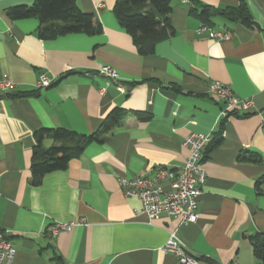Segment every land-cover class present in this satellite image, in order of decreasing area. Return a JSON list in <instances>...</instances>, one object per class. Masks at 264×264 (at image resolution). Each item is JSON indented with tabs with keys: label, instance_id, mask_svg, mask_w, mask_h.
<instances>
[{
	"label": "crops",
	"instance_id": "1",
	"mask_svg": "<svg viewBox=\"0 0 264 264\" xmlns=\"http://www.w3.org/2000/svg\"><path fill=\"white\" fill-rule=\"evenodd\" d=\"M114 2L76 0L101 24L100 33L41 39L37 18L6 15L31 0H0V79L14 82L0 92V231L16 250L11 264H179L162 249L173 230L202 264H264L249 240L264 234V0H172L173 33L146 55L118 23ZM240 3L252 27L215 16L213 27L232 31L229 40L197 32L202 21L191 9ZM102 66L117 78L100 75ZM39 74L52 78L51 85L37 89ZM211 81L251 106L221 115L224 103L207 92ZM112 111L119 126L86 144L65 169L32 183L36 130L88 135ZM190 133L210 134L196 220L162 213L149 222L135 215L139 201L124 195L117 178L177 170ZM56 143L44 138L41 144ZM79 219L82 225L54 237L47 232L53 222Z\"/></svg>",
	"mask_w": 264,
	"mask_h": 264
},
{
	"label": "trees",
	"instance_id": "2",
	"mask_svg": "<svg viewBox=\"0 0 264 264\" xmlns=\"http://www.w3.org/2000/svg\"><path fill=\"white\" fill-rule=\"evenodd\" d=\"M172 0H115L113 13L118 23L132 38V42L141 55L150 54L155 44L173 33L169 22ZM202 24L213 27V17L220 16L227 20L240 22L246 26L254 25L247 8L243 3L222 9H212L200 4L199 9H191ZM10 19L28 17L37 18L38 36L41 39H53L71 33L94 35L101 32V24L93 14L81 11L76 0H31L29 5H16L6 11ZM37 91L29 92L36 93ZM18 93L16 95H26ZM120 124L116 111L109 113L99 128L88 134H77L61 128H40L33 134L35 146L32 149L30 172L33 184H39L41 177L55 170L66 168L69 160L81 153L84 146L92 141H101L113 128ZM44 138H52L56 144L42 147ZM220 138L216 140V143ZM257 162L256 157L250 156ZM253 254L264 263V234L249 237Z\"/></svg>",
	"mask_w": 264,
	"mask_h": 264
},
{
	"label": "built area",
	"instance_id": "3",
	"mask_svg": "<svg viewBox=\"0 0 264 264\" xmlns=\"http://www.w3.org/2000/svg\"><path fill=\"white\" fill-rule=\"evenodd\" d=\"M197 32L217 41L229 40L232 36L229 29L214 28L205 24H201ZM98 73L108 78H117L115 71L109 66L100 67ZM52 81V78L39 74L35 86L37 89L47 87ZM13 86V81L7 78L0 79V92ZM207 92L215 100L224 103L221 110L223 116L238 109L246 111L252 104L249 99L244 100L235 96L228 85L218 81H211ZM209 139L210 134L200 133H190L184 137L181 145L187 149L188 155L184 164L177 170L158 167L151 177H118L117 183L123 189L124 195L135 197L139 201V206L133 208V213L145 215L149 222L157 219L162 213L177 217L180 222H194L197 218L198 197L206 180L203 153ZM165 181H168L167 188L162 185ZM83 222L84 219L66 223L53 222L47 227V232L54 237L59 230H70L73 226L82 225ZM6 234L5 231H0V264H11L16 253ZM162 249L173 253L179 264H202L195 255L185 251L175 230L168 233Z\"/></svg>",
	"mask_w": 264,
	"mask_h": 264
}]
</instances>
